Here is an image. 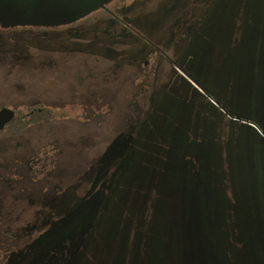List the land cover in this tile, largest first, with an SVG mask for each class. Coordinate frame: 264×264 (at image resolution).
Wrapping results in <instances>:
<instances>
[{
    "label": "rangeland",
    "instance_id": "obj_1",
    "mask_svg": "<svg viewBox=\"0 0 264 264\" xmlns=\"http://www.w3.org/2000/svg\"><path fill=\"white\" fill-rule=\"evenodd\" d=\"M130 1L112 2L122 23L107 18L102 30L95 14L56 28L0 26V109L18 117L0 132V173L37 160V183L23 184L29 194L5 199L16 225L28 231L29 196L32 223L47 228L62 211L69 219L59 235L79 233L68 188L97 162L99 142L114 149L117 136L132 137L121 181L108 180L118 149L105 162V195L88 232L74 236L72 264H264V137L245 123L264 133V0ZM77 104L86 111L73 119ZM41 105L59 120H22ZM186 153L203 158L210 180L228 153L237 181L226 190L207 181L194 202V184L181 182ZM63 195L66 204L51 210Z\"/></svg>",
    "mask_w": 264,
    "mask_h": 264
},
{
    "label": "flooded vegetation",
    "instance_id": "obj_2",
    "mask_svg": "<svg viewBox=\"0 0 264 264\" xmlns=\"http://www.w3.org/2000/svg\"><path fill=\"white\" fill-rule=\"evenodd\" d=\"M111 5L112 3L101 8L97 12L93 13L95 15H100L102 18L100 20L101 22L99 21V24L101 25L99 29L101 30L102 28L105 27V25L108 24L107 21H104L107 20V18L109 20L111 18L115 22L122 23L120 17L117 16L110 9ZM150 6L152 5L149 0L141 7L149 8ZM77 23H74L72 25H75ZM126 27L127 29L130 30V32L137 34L134 26L133 28H131V26L126 25ZM140 37L141 39L146 40V38H144L143 36L140 35ZM159 54L163 55L162 51H160ZM144 62H145L144 66L148 68L149 62L145 60ZM41 107L42 109L37 110V113L39 114V116H37V118L39 119L38 124L43 123V121L57 122L59 120V118L57 117L59 116V114L52 112L53 107L49 106V108H44L42 105ZM50 108L51 111H49V113L43 112V110ZM34 109H36V107ZM34 109H27L28 112L25 113L22 119L24 122L28 119L35 118L34 112L36 110ZM82 109H85L86 111V107L77 104V106H74L73 108L70 109V114L72 116H70V114L69 116L73 117V119L79 116L76 113H80L82 116L83 113L79 112ZM85 116H87V113H85ZM63 117L69 119L68 116H63ZM16 119H18V117L15 113L14 119L8 122L5 128L0 132H4L6 129H8L10 124ZM32 121L33 122L27 121L26 124H32V123L37 124V120H32ZM129 121L132 122L133 119L132 121L131 120ZM97 133L99 135V138L96 139L97 142L102 141V134L99 132ZM126 135H130L129 132ZM103 138L105 139L104 136ZM132 139H133L132 137L129 138L125 136H121V137L117 136V141H118L117 144L118 143L119 144L118 147L116 146L114 149L112 148L113 150L110 149V145L106 149V147H103L102 143L99 142V145L97 146L99 148L96 149L98 154V158L96 160L97 162H95L94 164L88 163L86 166H84L78 176V179L80 177L81 179L77 181L75 184H73L72 188L70 187L68 188V190L73 189L72 193L77 197L76 199L77 202L75 203V205H73L72 208L73 210L77 211V215H79V218L81 217V221L78 222L79 233H72L71 235H68L69 233L62 234L61 236L59 235V231L61 230V227L65 226L68 222L67 220L69 219L68 217H65L64 212L62 211H60L55 215L56 217H58L57 221H52V220L48 221L50 226L47 228H44L43 226H37V222L32 223V221L36 218L37 215V209H35L37 208L36 206L37 202L35 199L34 200L30 199L29 196H27L28 199L31 202H34L36 205L30 204L31 206H34L33 207L34 215L32 221L28 224V231H26L27 230L26 227H21L20 224L18 226L16 225L15 222L19 218L13 217L15 213L14 207L11 206L9 202L6 201L5 199L8 196V194L13 195L14 191H16L17 194H29L30 189L28 187L25 188L23 184L27 182L31 183L32 179L34 182L37 183V160L35 158L29 157V159L26 160L28 162V165L24 164L25 169H21L19 167L18 169H15L16 171H13L11 169L12 167L10 166V164L6 163V165L3 166V171L0 173V264H50V262H47L45 260L47 256L48 257L58 256L59 262L56 264H72L78 253V248L76 247L75 241L78 237H82L83 234H86L88 232L89 229L87 231L85 230V233H82L84 228L87 227V225L90 227L92 221L97 218V217L96 218L92 217L91 219V216H93V214L95 213L94 212L95 208L97 209L100 207L99 202L103 197V195H105V193H102L103 191H101V190H105V188H103L106 180L105 174L106 172L109 171V169L107 171H104L106 169V166H104L105 162L107 161L110 162L111 164L112 160L117 159L116 158L117 156L125 153L128 150ZM87 149L91 151V148H87ZM116 149L118 150L115 152ZM61 151L63 154L64 153L63 149ZM114 152L118 154L116 156H113L115 159L111 158V154ZM112 165H114V163ZM90 175L92 176L91 180L93 182L89 185ZM108 177H109L108 180L109 179L113 180V177L110 178L111 173L109 174ZM99 182L101 183L99 184ZM90 187L91 189H89ZM97 189L98 191L96 192ZM109 189H110V184H107L106 190ZM78 190L79 191L81 190V192L83 190L82 195L77 196L75 194ZM62 197H64L63 200L61 199ZM61 198L57 199L58 201L56 202L51 201V206H50L51 210L55 209L56 205L66 204L65 200L67 198L64 195L61 196ZM64 217L67 219H64ZM37 232L39 233L43 232V233L37 237ZM74 236L76 237V239L74 238ZM54 239H57L55 243H53Z\"/></svg>",
    "mask_w": 264,
    "mask_h": 264
},
{
    "label": "water",
    "instance_id": "obj_3",
    "mask_svg": "<svg viewBox=\"0 0 264 264\" xmlns=\"http://www.w3.org/2000/svg\"><path fill=\"white\" fill-rule=\"evenodd\" d=\"M114 0H0V26L12 28H56L77 23ZM15 113L0 110V131L12 121ZM264 137L253 122H245Z\"/></svg>",
    "mask_w": 264,
    "mask_h": 264
},
{
    "label": "trees",
    "instance_id": "obj_4",
    "mask_svg": "<svg viewBox=\"0 0 264 264\" xmlns=\"http://www.w3.org/2000/svg\"><path fill=\"white\" fill-rule=\"evenodd\" d=\"M12 29H15V28H12ZM33 29H37V28H33ZM34 110H36L34 112L35 116L36 117L39 116V114L37 113V109H34ZM45 110H47V109H45ZM49 111H51V110H49ZM49 111L47 110V113H49ZM247 127L249 129L255 131L252 127H250L248 125H247ZM263 141H264V138H263ZM188 154L189 153H186V155H184V163H183L184 168L181 172V178H182L181 182H184L186 185H188V182H191L192 184H194V187H195V200H194V202L197 201V199L199 198L198 197L199 192H200V190H202L204 188V184H206L207 181L210 182L213 179H215L217 186L224 183V189L225 190L227 189L229 182H231L233 184L235 181H237L234 178L235 172H234L233 159L230 157V155L228 153L219 157L217 167H216V172H215L212 180H210V175H212L211 171H209V173L207 174V169L209 170V165L208 164L204 165V163L202 161L203 158L200 159L199 157H196L198 160L196 159L195 161H192V160H190V156ZM125 156H126L125 154L121 155V156H119L118 159L115 160L116 161L115 162V168H114V170L111 169V172H113V173L111 174L110 178H112V177L115 178V175H118V176L120 175L119 176L120 181L124 178V175H123L124 170H122L120 174H119L118 170H119V168L121 169L122 162L124 160L123 157H125ZM204 158H206V157H204ZM239 167H242V163H239ZM239 174H241V173H239ZM239 188H240V194H242V190H241L240 185H239ZM224 189H219V192L221 190H224ZM205 200H206V202L209 201L208 199H205ZM195 205H198V203H195ZM196 211H197V209H196ZM197 219H198V217H195L194 219L192 217L190 219L192 226L195 225V224H193V223H195V221L197 224ZM211 220H212V218L210 217L208 219L210 229H212L214 226V225H212ZM200 225H202V221H200ZM197 226H198V224H197ZM239 227H240V224H239Z\"/></svg>",
    "mask_w": 264,
    "mask_h": 264
}]
</instances>
